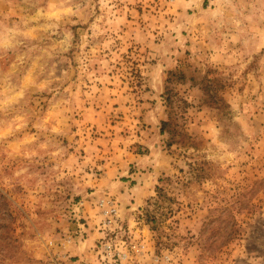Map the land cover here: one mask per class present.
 Instances as JSON below:
<instances>
[{
	"label": "rangeland",
	"instance_id": "rangeland-1",
	"mask_svg": "<svg viewBox=\"0 0 264 264\" xmlns=\"http://www.w3.org/2000/svg\"><path fill=\"white\" fill-rule=\"evenodd\" d=\"M104 198L147 264H264V0H0V264H94Z\"/></svg>",
	"mask_w": 264,
	"mask_h": 264
},
{
	"label": "built area",
	"instance_id": "built-area-1",
	"mask_svg": "<svg viewBox=\"0 0 264 264\" xmlns=\"http://www.w3.org/2000/svg\"><path fill=\"white\" fill-rule=\"evenodd\" d=\"M164 1L171 4L176 0ZM99 207L102 216L99 231L102 237L96 246L94 264H147L144 262L148 257L147 246L135 240L125 230L116 201L110 198L101 199Z\"/></svg>",
	"mask_w": 264,
	"mask_h": 264
},
{
	"label": "crops",
	"instance_id": "crops-1",
	"mask_svg": "<svg viewBox=\"0 0 264 264\" xmlns=\"http://www.w3.org/2000/svg\"><path fill=\"white\" fill-rule=\"evenodd\" d=\"M83 258V257H82Z\"/></svg>",
	"mask_w": 264,
	"mask_h": 264
}]
</instances>
